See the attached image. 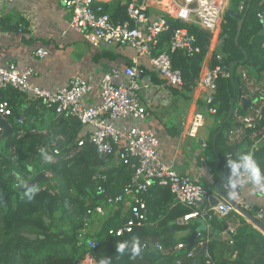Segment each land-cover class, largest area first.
Instances as JSON below:
<instances>
[{
  "label": "built area",
  "instance_id": "2783aa9c",
  "mask_svg": "<svg viewBox=\"0 0 264 264\" xmlns=\"http://www.w3.org/2000/svg\"><path fill=\"white\" fill-rule=\"evenodd\" d=\"M12 1V0H7ZM104 0H61L63 6L70 12L68 29L80 32L84 40L94 49H100L102 45L121 46L132 49L136 53V58L146 57L154 73L168 87H180L182 85L181 73L174 70L171 64V54L180 51L192 57L201 53L202 44L196 36L185 28H175L170 30L168 19L181 22L187 26H194L207 35L205 47L207 52L201 63V69L196 86L202 94L199 111H196L188 122L184 134L190 138H196L199 130L203 127L205 117H215L218 103L214 100L217 89V80L220 76L228 78V73L223 76L222 68L219 65L210 68L212 55L216 50L220 31L225 23L224 14L226 12V0H150L166 16L151 19L147 14L145 5L130 4L126 8V18L121 22H114L105 12ZM244 1V0H243ZM243 11L241 0L238 12ZM256 19L262 26L264 35V6L257 12ZM1 20V16H0ZM170 32L169 44L166 49L157 52L163 34ZM208 34L211 35L209 38ZM208 43V44H207ZM34 55L39 59L46 56V51L39 49ZM261 57L264 61V42L261 45ZM137 59L122 71L124 82H117L116 78L120 72L111 70L105 73L99 80V99L97 105H86V98L91 92L90 83L81 78H72L67 86L50 92L31 84L30 79L33 72L29 68H21L14 63L5 67H0V117L8 120L14 114L11 102L3 98L1 94L8 91H15L27 102V107L36 105L44 111V117H52V121L57 124L67 119L76 120L82 127V133L75 144L68 145L67 152H62L60 144L64 143V137L60 134L54 135L53 130L37 129L35 120L29 118L30 133L35 136H42L37 149L41 155V149L46 150L52 156L51 162L43 159L40 165H50L65 156L71 158L77 155L85 143L89 144L98 155L112 157L117 163L131 169V183L126 191H133L135 196L129 203L128 217L122 227L110 229L109 236L121 237L130 233L135 224L146 223V203L139 196L146 194L154 185L168 188L177 205L191 209L186 214L182 222L203 221L207 225L214 219H225L237 214L242 216L239 209L248 212L249 206L242 197V191L251 188L252 191L264 202V185H254L250 181L243 188L232 189L228 184L223 185L222 195L228 198L232 204L223 199L214 207H199L196 204L207 200L209 190L199 185L191 177L180 175L171 165L161 161L159 157V140L151 130L137 127L118 128L116 122L119 121H140L147 116V110L140 100V92L143 88L139 81L136 69ZM216 61L221 60V56L215 57ZM241 83V98L249 101L256 100L249 105L246 111H242L241 105L232 110L231 118L235 127L224 133V138L229 145L239 144L249 139L253 147L264 143V128H259L264 122V75L257 79L250 77L246 71L238 72ZM17 123L21 120L16 119ZM85 129V130H84ZM25 135L23 129L17 131L16 139L19 140ZM52 138V139H51ZM15 147L12 152H15ZM230 155H228L229 157ZM203 162L206 159L201 160ZM40 172L49 182L51 173L41 170L30 175L26 180L19 177L15 186L19 188L22 181L33 180ZM100 177L99 175H97ZM104 180L105 178L102 177ZM41 181L38 185L40 191H46L53 195L56 190L47 187ZM46 182V181H45ZM29 187L28 189H30ZM98 194H105L104 188L98 186ZM126 196H107L105 203L116 207L120 203H125ZM91 202L86 204V215L103 216L104 210L101 205L93 208ZM254 219L264 222V206L254 212ZM243 217V216H242ZM244 218V217H243ZM237 232V226L227 224V229L221 233L222 241L228 245L233 244V238ZM198 247L209 243V239L203 232L196 234ZM195 244V243H194ZM87 245L90 251H94L99 242L89 240ZM142 249L151 248L162 255L172 253H183L184 257L193 263V255L196 248L194 245L189 250L186 242H177L172 248L165 250L160 242L152 244H142ZM208 255L206 254V257ZM78 264H93L91 255H87ZM175 264H183L178 258ZM206 264H213L210 260Z\"/></svg>",
  "mask_w": 264,
  "mask_h": 264
},
{
  "label": "trees",
  "instance_id": "16d2710c",
  "mask_svg": "<svg viewBox=\"0 0 264 264\" xmlns=\"http://www.w3.org/2000/svg\"><path fill=\"white\" fill-rule=\"evenodd\" d=\"M242 2L243 11L240 17L244 20L238 40L235 42L237 20L225 12V24L219 37L221 43L212 55L210 68L217 65L228 67L235 62L232 67L235 77H238L239 71L244 70L250 77L259 79L264 75V61L261 57L264 35L256 14L264 6V0H242ZM103 7L105 12L110 9L106 7V4ZM231 9L238 11L236 8ZM118 11L120 13L112 18L121 22L126 18L125 8H119ZM166 20L170 24V30L185 28L202 44L201 53L192 57L180 51L171 54L172 68L181 73L182 85L169 88L190 91L196 86L201 63L207 52L204 46L208 40L207 35L194 26H187L168 17ZM0 30L24 31L26 24H12L8 18H4L0 20ZM169 38L170 32L162 35L157 52L166 49ZM217 55L221 56L219 62L215 59ZM216 83L214 100L218 103V107L214 118L217 123L209 135L206 147L210 164L216 175L215 179L220 183V190L223 192V185L228 184L227 178L231 172L227 160L235 159L238 153L251 152L264 172V143L254 148L249 139L235 145H229L226 142L224 133L235 127L232 118L222 126L233 97V90L228 78L220 76ZM1 96L16 103V106L19 105L16 101L20 95L15 91L2 93ZM23 111L27 117L40 118L36 105ZM13 115H17L16 109ZM12 117L9 119H13ZM15 123L14 136L0 149V198L2 196L5 198V204L0 203V264H78L87 255H91L98 263L108 258L110 264H175L178 258L182 259L183 264H206L207 260L213 264H264V236L247 225L241 217H238L240 227L237 229L232 245L211 240L207 244L208 256L202 257L197 255L201 248L195 242L193 263H190L183 253L162 255L151 248H141V254L133 257L130 248L134 237L139 239L141 246L144 243L160 242L167 250L179 241L185 242L198 227L197 221L182 222L183 217L190 213L191 209L175 204L168 188L157 185L151 187L146 194L139 196L146 203V223L135 224L130 233L113 237L108 235V231L122 227L126 219L114 221L112 218L102 216L100 229L93 236L88 229L97 219L96 217L101 216H87V202L92 203V208L95 205H101L104 211L106 209L111 211L121 206L123 203L113 207L105 203V199L107 196H126V191L131 188V169L121 162L108 167L107 164L112 157L98 155L87 143L77 155L71 158L63 155L50 165H40L43 159L37 147L43 142V137L32 135L28 124L19 126L17 120ZM46 127L52 129L54 135L60 134L64 137L65 142L60 144L63 153L67 152L68 145L76 143L82 133L81 125L74 119H67L60 124L49 121ZM259 128H264V122ZM19 129H23L25 135L17 140L16 135ZM220 129L221 132L213 144V136ZM13 147L16 148L15 152H12ZM41 170L50 171L51 180L42 183L55 189L56 193L51 195L46 191H40V185L32 186L30 189L34 190L35 194L29 200L25 195L29 189L20 193L15 186V178H11L10 174L14 171L21 179L26 180L30 175ZM102 177L105 179L103 180ZM98 186L104 188L105 194H98L96 191ZM231 218L233 216H229L228 219ZM214 220L213 226L216 223ZM177 233H185V235L178 238ZM24 234H35L37 239L29 240L23 237ZM92 237H96L99 242L94 251H90L87 245ZM123 241H128L129 247L123 254H119L116 251V244ZM233 256L234 259L231 260Z\"/></svg>",
  "mask_w": 264,
  "mask_h": 264
},
{
  "label": "crops",
  "instance_id": "0c3cea01",
  "mask_svg": "<svg viewBox=\"0 0 264 264\" xmlns=\"http://www.w3.org/2000/svg\"><path fill=\"white\" fill-rule=\"evenodd\" d=\"M227 2L228 0H226V4ZM104 4L110 8L106 13L114 22L117 21L113 18L120 13L118 9L124 7L126 11L130 4L145 5L151 19L165 16L150 0H104ZM226 10H231L229 5ZM0 16L1 19L8 18L12 24H26L24 31L5 32L0 30V67L14 63L21 68H29L33 72L30 79L31 84L50 92L64 88L72 78L85 79L92 88L86 98V105L100 103L99 80L105 73L111 70L119 71L120 74L116 81L124 82L125 78L121 71L137 59L136 53L127 47L102 45L100 49L92 48L86 43L80 32L68 29L70 12L63 6L61 0H12L11 2L0 0ZM221 32L222 28L220 35ZM220 43L219 38L216 49ZM39 49L46 51V56L43 59L34 55ZM135 67L143 87L140 92V100L147 110V116L140 121H119L116 122V126L118 128L132 126L154 132L159 140L158 153L161 161L171 165L180 175L191 177L199 185L211 190L209 196L221 201L215 190V185L219 182L215 179L216 175L210 164V156L206 147L209 135L216 127L217 121L214 117L206 116L204 125L196 138H190L184 134L188 122L193 114L199 111L202 104L200 101L201 92L196 89L190 91L170 89L154 73L149 59L146 57L137 59ZM17 99L16 102L19 104L17 106L16 103L8 99L14 110L17 111V115H13V119H8L13 131L15 130L13 125L16 124V117L19 116V120H21V123H18L19 126L28 124L30 128L32 127L28 121L30 117H27L23 111L29 108L27 102L22 96ZM37 111L40 118H33L36 121L33 126L40 130L45 129L50 120L44 117L41 107H37ZM3 145L0 144V149ZM203 159L206 161H201ZM115 165L117 162L114 158L107 164L108 167ZM134 196L135 192L133 191L127 193L125 203L111 211L106 209L104 218H112L114 221L126 219L129 203ZM242 197L249 206L248 213L254 218V212L264 206L263 200L251 188L243 190ZM203 206L210 207L208 203ZM232 216L231 219H228L229 217L216 218L214 226L212 225L213 221L209 222L207 226L221 234L225 224H234L238 229L240 227L238 217H241L247 225L254 228L245 217ZM96 218L88 229V232L93 236L100 229L102 216ZM184 235L185 233H177L178 238ZM205 235L209 242L214 240L208 233ZM90 240H96V237H92ZM221 242L224 241L221 240ZM206 254L208 255V252ZM233 259L234 256L231 260ZM92 263L99 264L93 257Z\"/></svg>",
  "mask_w": 264,
  "mask_h": 264
},
{
  "label": "water",
  "instance_id": "95a60500",
  "mask_svg": "<svg viewBox=\"0 0 264 264\" xmlns=\"http://www.w3.org/2000/svg\"><path fill=\"white\" fill-rule=\"evenodd\" d=\"M226 13H228L235 20H237V35L235 38V42H237L244 19H243V17H240V13L238 11H235V10H226ZM208 36H209V38H211L210 34H208ZM234 65H235V62L231 63L228 67L222 68L223 76H225V74L228 73V79L231 82L232 90H233V97L231 99L230 106H229L228 112L225 116V119L223 121L222 126H224L226 123H228L230 121L231 115H232V110H233L235 103H239L241 105L242 111H246L247 108L249 107V105L254 104L256 102V100L249 101L247 99L241 98L240 80L238 77H235L233 75V72H232V67ZM17 118L18 117H16V119ZM220 132H221V129L218 130V132L213 136V140H212L213 144L215 143V139ZM13 136H14V131H13V128H12L10 122L8 120L0 117V144H5ZM10 177L15 178L16 182L19 181V176L14 171L11 172ZM41 181H46V182L48 181L44 177L43 172L38 173L33 180L22 181L21 185L18 188L19 192L22 193V192H24V190L28 189L29 187L38 185ZM215 190L217 192L218 197H220L221 199H223L227 203L232 204L228 198H226L222 195V192L220 190V183H217L215 185ZM4 202H5V198H4V196H2L0 198V203L4 205L5 204ZM205 203H208L210 207H214L219 203V200L210 196L207 198V200H205L203 202H199L196 205L201 207ZM239 211L243 217H245L249 222H251V224L254 226V228H256L260 233H262L264 235V225L261 222L255 220L248 212H244L240 209H239ZM197 225H198V227L188 236V238L185 241L186 245H187V249L190 250L192 248V246L194 245V243L196 241V234L199 232L208 233L210 236H212L214 238L215 241L221 242V240H222L221 234L219 232L213 231V229L210 228L209 226H207V224L205 222L198 221ZM222 229H223V231H225L227 229V225L225 224L222 227ZM23 237L27 238L29 240H36L37 239V236L35 234H33V235L24 234ZM206 252H207V244H204L197 255H200L202 257H206Z\"/></svg>",
  "mask_w": 264,
  "mask_h": 264
},
{
  "label": "clouds",
  "instance_id": "9594fccd",
  "mask_svg": "<svg viewBox=\"0 0 264 264\" xmlns=\"http://www.w3.org/2000/svg\"><path fill=\"white\" fill-rule=\"evenodd\" d=\"M41 155L45 161L51 162L52 156L47 154L46 150L41 149ZM227 165L231 170L230 176L227 178L230 188H243L249 181L254 185H264V172L258 166L251 152L238 153L235 159L227 160ZM34 194L32 189L25 193L29 200L33 198ZM128 247V241L118 242L116 251L119 254H123ZM130 250L133 257L141 254V245L138 238L134 237L132 239ZM99 264H110V260L108 258L102 259Z\"/></svg>",
  "mask_w": 264,
  "mask_h": 264
},
{
  "label": "rangeland",
  "instance_id": "374dc122",
  "mask_svg": "<svg viewBox=\"0 0 264 264\" xmlns=\"http://www.w3.org/2000/svg\"><path fill=\"white\" fill-rule=\"evenodd\" d=\"M240 3H241V0H228L226 7H227V5H229L230 9L236 8L238 10ZM231 10H233V9H231ZM238 105H239V103H236V106H238ZM51 119H52V117H51ZM47 120H50V118H48Z\"/></svg>",
  "mask_w": 264,
  "mask_h": 264
}]
</instances>
